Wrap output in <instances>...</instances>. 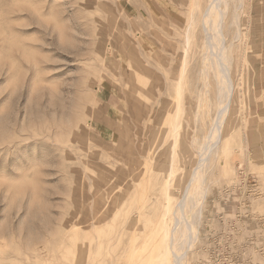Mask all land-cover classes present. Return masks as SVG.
I'll use <instances>...</instances> for the list:
<instances>
[{"label": "rangeland", "instance_id": "obj_1", "mask_svg": "<svg viewBox=\"0 0 264 264\" xmlns=\"http://www.w3.org/2000/svg\"><path fill=\"white\" fill-rule=\"evenodd\" d=\"M211 1L0 0V264H173L184 198L181 264H264V0L222 4L203 160Z\"/></svg>", "mask_w": 264, "mask_h": 264}, {"label": "bare ground", "instance_id": "obj_2", "mask_svg": "<svg viewBox=\"0 0 264 264\" xmlns=\"http://www.w3.org/2000/svg\"><path fill=\"white\" fill-rule=\"evenodd\" d=\"M223 3H227V2L225 0H212L210 6L207 8L206 13L204 14V18H203V29H204L205 38H206V40L204 42H207V44H209V46L206 50V53L204 54V60H206V61L210 60L211 61L213 69L215 71V76L217 78H219V80H220V84L218 86L217 113H216V116H215L214 121H213L214 123H213L212 129L208 135L207 142L202 147V151H201L202 156L203 155L205 156V157L203 156V160L204 159L206 160L207 156L208 157L210 156V154L213 151V148L218 145V142L222 136V133L220 136L221 127H222V125H224L222 117L226 113V111L228 110V106H230L229 105L230 103L228 102L229 104L227 103L226 105H223V104L225 103L227 98L230 96L231 92H233L232 91L233 88L231 86L232 82H231L230 73H229V71H230L229 70V67H230L229 63L231 62V59H232V57L229 55L230 54L229 50L233 46V42L229 46L226 45L225 35H224V31H223V20H224L225 14H226V9L222 8ZM242 6H243V2L240 1L235 7L236 10L234 13V24L236 25V28H237L236 29L237 30L236 40H237V37H239L240 33H241L240 28H239L240 22L238 20L240 17L239 11L241 10ZM214 11H217L218 15H217V18L215 20H212L211 14H213ZM187 33H188V31H187ZM187 44H188V41H187ZM228 100L231 101L230 98H228ZM228 111H227V113H228ZM198 164H199V162L197 163V165ZM200 166L201 165H198L197 167L200 168ZM197 167H196V169H197ZM198 172L199 171H197L196 174H198ZM194 174L195 173L193 171L192 175H194ZM196 174L194 177H196ZM193 179L194 178H192V181H193ZM192 181L190 183H192ZM188 190H189V188H188ZM186 194H187V192H186ZM186 194H185V197L187 196ZM190 197L193 198V194H191ZM183 200H182V202H179L177 204V209H176L175 218H174L175 219L174 228H173L174 233H173L172 242H171V249H172L173 255H174L173 264H178L179 260H181V257L185 256L184 255L185 252H184V254H180L179 250L184 248V246L186 244H189L188 248L191 245L189 243L190 235H191L190 234L191 233L190 223L187 221L184 213L182 212V210L184 211V209H185L184 205H186V203H184ZM181 225H184L185 228L182 231H180L178 234L179 226H181ZM177 240H178V242H175ZM176 243L181 245V246H179L178 249H175L174 245ZM185 251H187V249ZM180 262H179V264H181Z\"/></svg>", "mask_w": 264, "mask_h": 264}]
</instances>
